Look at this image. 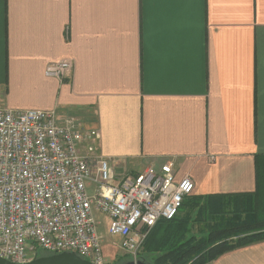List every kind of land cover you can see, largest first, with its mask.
Masks as SVG:
<instances>
[{"label": "crops", "instance_id": "crops-1", "mask_svg": "<svg viewBox=\"0 0 264 264\" xmlns=\"http://www.w3.org/2000/svg\"><path fill=\"white\" fill-rule=\"evenodd\" d=\"M0 108L79 119L116 174L171 162L185 201L264 209V0H0ZM211 264H264V240Z\"/></svg>", "mask_w": 264, "mask_h": 264}, {"label": "built area", "instance_id": "built-area-1", "mask_svg": "<svg viewBox=\"0 0 264 264\" xmlns=\"http://www.w3.org/2000/svg\"><path fill=\"white\" fill-rule=\"evenodd\" d=\"M71 69L61 61L45 75L62 79ZM100 138L54 110L0 108V258L24 264L43 250L108 264L98 211L109 219V234L120 238L123 257L137 261L156 223L179 213L193 191L190 177L176 179L171 162L118 175L119 165L96 152Z\"/></svg>", "mask_w": 264, "mask_h": 264}, {"label": "trees", "instance_id": "trees-1", "mask_svg": "<svg viewBox=\"0 0 264 264\" xmlns=\"http://www.w3.org/2000/svg\"><path fill=\"white\" fill-rule=\"evenodd\" d=\"M254 195L249 209L241 206L239 198L232 208L231 197L226 196L183 200L172 220H160L151 229L137 260L147 264H211L228 251L264 240V220L256 221L263 204L258 201L259 193Z\"/></svg>", "mask_w": 264, "mask_h": 264}, {"label": "rangeland", "instance_id": "rangeland-1", "mask_svg": "<svg viewBox=\"0 0 264 264\" xmlns=\"http://www.w3.org/2000/svg\"><path fill=\"white\" fill-rule=\"evenodd\" d=\"M93 215L95 221L98 224L97 232L102 238L103 252L105 255V259L108 261V264H123L128 262V258L123 257L124 255L120 250V243H121L120 238L118 236H111L108 232V225H109L108 217L105 214L98 211H94ZM181 215L182 213L180 212L178 216L180 217ZM197 228L200 229L201 227L198 226ZM44 254H48V253L43 250H39L38 257Z\"/></svg>", "mask_w": 264, "mask_h": 264}, {"label": "water", "instance_id": "water-1", "mask_svg": "<svg viewBox=\"0 0 264 264\" xmlns=\"http://www.w3.org/2000/svg\"><path fill=\"white\" fill-rule=\"evenodd\" d=\"M0 264H16V263H12L6 259L0 258ZM24 264H92V263L80 258L73 252H62L47 256H39ZM123 264H147V263L143 262L142 260H137V261H128Z\"/></svg>", "mask_w": 264, "mask_h": 264}]
</instances>
